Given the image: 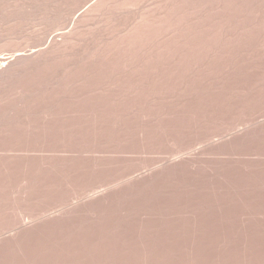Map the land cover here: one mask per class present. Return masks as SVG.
<instances>
[{
  "label": "rangeland",
  "instance_id": "rangeland-1",
  "mask_svg": "<svg viewBox=\"0 0 264 264\" xmlns=\"http://www.w3.org/2000/svg\"><path fill=\"white\" fill-rule=\"evenodd\" d=\"M91 1L0 0V264H264V0Z\"/></svg>",
  "mask_w": 264,
  "mask_h": 264
},
{
  "label": "bare ground",
  "instance_id": "bare-ground-1",
  "mask_svg": "<svg viewBox=\"0 0 264 264\" xmlns=\"http://www.w3.org/2000/svg\"><path fill=\"white\" fill-rule=\"evenodd\" d=\"M33 1H34V0H33ZM90 1H91V0H90ZM102 1H103V0H102ZM174 1H175V0H174ZM176 1H177V0H176ZM74 2H75V1H74ZM86 2H87V0H86ZM91 2H92V1H91ZM99 2L101 3V0H100ZM99 2H98V5L100 4ZM232 2H233V1H232ZM71 3H73V2H71ZM82 3H83V2H82ZM94 4L96 5V8L98 7V6H97V3H95V2L93 1V3H91V5H89L90 8L88 7V9L92 10V9H93L92 7L94 6ZM113 4H114V3H113ZM221 4H222V3H221ZM80 5H81V4H80ZM86 5H87V4H86ZM132 5H133V4H132ZM68 6H69V5H68ZM70 7H71V6H70ZM103 7H104V6H103ZM91 8H92V9H91ZM88 9H85L86 12H87ZM94 9H95V8H94ZM110 9H112V8H110ZM115 9H116V8H115ZM179 9H180V8H179ZM254 9H255V8H254ZM108 10H109V8H108ZM15 11H16V10H15ZM20 11H21V10H20ZM92 11H94V10H92ZM101 11H102V10H101ZM185 11H186V10H185ZM193 11H194V10H193ZM13 12H14V11H13ZM170 12H171V11H170ZM187 15H188V14H187ZM209 15H210V14H209ZM16 16H17V15H16ZM173 16H174V15H173ZM239 16H240V15H239ZM178 17H179V16H178ZM180 17H181V16H180ZM222 17H223V16H222ZM51 18H52V17H51ZM147 18H149V17H147ZM110 19H111V18H110ZM171 19H172V18H171ZM111 20H112V19H111ZM144 20H145V19H144ZM144 20H143V21H144ZM208 20H209V19H208ZM251 20H252V19H251ZM51 21H52V20H51ZM196 21H197V20H196ZM142 23H144V22H142ZM183 23H184V22H183ZM133 24H134V23H133ZM140 24H141V23H140ZM145 24H146V23H145ZM148 24H149V23H148ZM170 24H171V23H170ZM189 24H190V23H189ZM183 25H184V24H183ZM129 26H130V25H129ZM131 26H132V25H131ZM158 26H159V25H158ZM166 26H167V25H166ZM141 27H142V26H141ZM141 27H140V28H141ZM168 27H169V26H168ZM146 28H147V27H146ZM172 29H173V28H172ZM166 30H167V29H166ZM187 30H188V29H187ZM241 30H242V29H241ZM132 32H133V31H132ZM156 32H157V31H156ZM187 32H188V31H187ZM226 32H227V31H226ZM125 33H126V32H125ZM142 33H143V32H142ZM167 33H168V32H167ZM203 33H204V32H203ZM117 34H118V33H117ZM134 34H135V33H134ZM137 34H138V33H137ZM160 34H161V33H160ZM162 34H163V33H162ZM130 35H131V34H130ZM164 35H165V34H164ZM188 36H189V35H188ZM227 36H228V35H227ZM127 37H128V36H127ZM137 37H138V35H137ZM68 38H69V39H68ZM68 38H66L65 40L63 39V40L66 42V40H67V41L70 40V37H68ZM149 38H150V37H149ZM178 38H179V37H178ZM184 38H185V37H184ZM136 39H137V38H136ZM63 40H62L61 42L63 43L64 46L62 45L61 42H59V45L56 43V48H55V46H54L55 44H54V45H53L54 48L51 47L52 49H51V48L48 49L49 52H51L50 49L53 50V51L50 53V55H52V53H53L54 51H55V52H56L57 50H60V51H61V49H62L63 47H65V44H64L65 42H64ZM122 40H123V39H122ZM224 40H225V39H224ZM113 41H114V40H113ZM152 41H153V40H152ZM162 41H163V40H162ZM228 41H229V40H228ZM141 42H142V41H141ZM150 42H151V41H150ZM169 43H170V42H169ZM95 44H97V43L95 42ZM130 44H131V43H130ZM130 44H129V45H130ZM136 44H137V43H136ZM180 44H181V43H180ZM99 45H100V44H99ZM101 45H102V43H101ZM138 45H139V44H138ZM154 45H155V43H154ZM156 45H157V44H156ZM175 45H176V44H175ZM61 46H62V48H61ZM166 46H167V45H166ZM196 46H197V45H196ZM133 47H134V46H133ZM194 47H195V45H194ZM219 47H220V46H219ZM66 48H67V47H66ZM130 48H131V47H130ZM161 48H162V47H161ZM170 48H171V47H170ZM186 48H187V47H186ZM188 48H189V46H188ZM54 49H55V50H54ZM115 50H116V49H115ZM152 50H153V49H152ZM157 50H158V49H157ZM45 51H46V50H45ZM45 51H43V53H44ZM165 51H166V50H165ZM46 52H48V51H46ZM46 52H45V55L48 54V53H46ZM108 52H109V51H108ZM135 52H136V51H135ZM148 52H149V51H148ZM36 53H37V52H36ZM36 53H34L33 55H32V54H29V55H26V56L23 55V56H24L25 58H26V57L28 58L29 56L32 55V57L34 56L32 59L35 60V59H36V57H35V54H36ZM56 53H58V52H56ZM129 53H130V52H129ZM165 53H166V52H165ZM167 53H168V52H167ZM40 54L43 55V57H44V58L42 57L43 59L46 60V58H48V60H49L50 55H49V57H48V55H47V57H45L44 54H42V51H41ZM89 54H90V52H89ZM175 54H177V53H175ZM36 55H37V54H36ZM38 55H39V52H38ZM38 55H37V56H38ZM55 55H56V54H55ZM55 55H54V53H53L52 56H55ZM85 55H86V54H85ZM156 55H157V54H156ZM23 56H22V57H23ZM127 56H129V55H127ZM146 56H147V55H146ZM22 57H21V59H24V60H22V61H23V62H24V61L26 62L27 58L25 59V58H22ZM39 57H41V56H39ZM39 57H37V58H39ZM89 57H90V56H89ZM139 57H140V56H139ZM42 58H41V59H42ZM50 58H51V57H50ZM80 58H82V57L80 56ZM127 58H128V57H127ZM200 58H201V57H200ZM29 59H30V57L28 58V60H29ZM32 59H31L30 62H33ZM39 59H40V58H39ZM41 59H40V60H41ZM43 59H42L41 61H44ZM57 59H58V58H57ZM94 59H95V58H94ZM36 60H37V59H36ZM36 60H35V61H36ZM129 60H130V59H129ZM35 61H34V62H35ZM37 61H39V60H37ZM50 61H51V60H50ZM166 61H167V60H166ZM23 62H22V63H23ZM34 62H33V63H34ZM52 62H53V61H52ZM78 62H79V61H78ZM80 62H81V61H80ZM120 62H121V61H120ZM36 63H37V62H36ZM38 63H40V65H41V62H38ZM46 63H47V62H46ZM184 63H185V62H184ZM31 64H32V63H31ZM42 64H43V62H42ZM72 64H73V63H72ZM120 64H121V63H120ZM131 64H132V63H131ZM149 64H150V63H149ZM36 65H38V64H36ZM40 65H39V66H40ZM43 65H44V64H43ZM48 65H49V64H48ZM70 65H71V64H70ZM154 65H155V64H154ZM174 66H175V65H174ZM36 67H37V66H36ZM71 67H72V66H71ZM75 67H76V66H75ZM38 68H39V67H38ZM195 68H196V67H195ZM156 71H158V70H156ZM169 72H170V71H169ZM100 73H101V71H100ZM115 75H116V74H115ZM120 75H121V74H120ZM91 76H92V75H91ZM88 78H89V77H88ZM1 79H2V78H1ZM90 79H91V78H90ZM169 79H170V78H169ZM21 80H22V79H21ZM61 82H62V81H61ZM113 82H114V81H113ZM58 83H59V82H58ZM87 83H88V82H87ZM31 85H32V84H31ZM35 86H36V85H35ZM21 87H22V86H21ZM74 87H75V86H74ZM46 89H47V87H46ZM96 92H97V91H96ZM118 92H119V91H118ZM40 93H41V91H40ZM134 94H135V93H134ZM30 95H32V94H30ZM33 96H34V95H33ZM33 96H32V97H33ZM132 96H133V95H132ZM163 97H164V96H163ZM29 98H30V97H29ZM35 101H36V100H35ZM59 102H60V101H59ZM20 103H21V102H20ZM31 103H32V102H31ZM62 103H63V102H62ZM106 103H107V102H106ZM56 105H57V103H56ZM157 105H158V104H157ZM29 110H30V109H29ZM30 112H31V111H30ZM17 113H18V112H17ZM25 114H26V113H25ZM14 115H15V114H14ZM28 116H29V115H28ZM15 118H16V117H15ZM29 118H30V117H29ZM35 121H36V120H35Z\"/></svg>",
  "mask_w": 264,
  "mask_h": 264
}]
</instances>
